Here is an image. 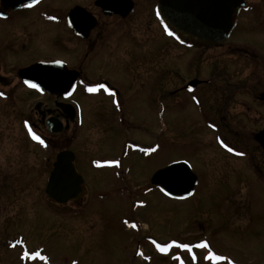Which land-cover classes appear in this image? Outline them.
<instances>
[{
    "label": "rangeland",
    "instance_id": "obj_1",
    "mask_svg": "<svg viewBox=\"0 0 264 264\" xmlns=\"http://www.w3.org/2000/svg\"><path fill=\"white\" fill-rule=\"evenodd\" d=\"M77 1L91 7L92 0ZM247 4L232 40L213 52L186 51L163 38L152 4L101 43L99 50L126 61L135 76L115 58L100 55L91 62V76L106 77L119 90L124 106L116 107L124 110V128L114 121L109 100L77 93L83 126L65 135L42 131V145L27 126L36 122L32 104L38 97L11 76L5 79L11 85L0 97V264H264V153L253 140L264 126L257 120L262 109L264 114L257 101L264 62L246 56L240 65L237 49L261 54L259 2ZM32 27L27 29L33 33ZM18 36L16 27L11 41ZM27 36L22 33L26 41ZM5 40L0 23V45ZM36 44L33 39L31 47ZM14 53L6 59L19 67L17 59L25 63L26 54ZM71 54L80 58L78 51ZM210 60L221 76L213 89L170 94L194 77L212 76ZM10 64L1 57L0 74L11 73ZM224 92L230 106L221 114L214 101L225 99ZM208 117L216 122L208 124ZM127 142L131 149L123 153ZM65 149L75 153L86 190L78 200L56 205L46 199L44 187L55 155ZM105 158L115 161L113 173L92 168ZM176 162L188 164L197 178L192 196L183 200L165 197L149 184L154 172ZM180 243L189 249L177 247ZM156 244L168 251L160 252ZM36 251L47 260L23 255ZM210 251L225 259H205Z\"/></svg>",
    "mask_w": 264,
    "mask_h": 264
},
{
    "label": "flooded vegetation",
    "instance_id": "obj_2",
    "mask_svg": "<svg viewBox=\"0 0 264 264\" xmlns=\"http://www.w3.org/2000/svg\"><path fill=\"white\" fill-rule=\"evenodd\" d=\"M127 2L128 5H131V11L127 13L124 17L116 13H108L112 12V7L118 1L115 0H104L100 3L99 0H92L91 7L94 9L91 10L89 6L86 4L74 0L72 3L71 0H37L35 4L32 3V0H0V23L4 24V35L6 36V40L0 45V58L2 57L4 64H10V62L6 59V56H13V51H15L16 55H24L26 58L25 63L22 64L21 59H17L21 64L19 67L16 64H10L8 69H11L12 72L8 75L0 74V97L7 96V92L4 87H9L11 85L12 79H15L17 84L20 86L22 90H25L27 93H32L38 97L36 102L32 104V106H40L37 110L33 109V114L35 115L36 122L31 123L27 122V126H29L32 134L34 133L36 136H40V133L46 132L48 135H65L69 133L71 130H74L76 127H82L83 125V118L81 116L82 111L80 110L81 104L77 97V93H80L84 98H92L93 96L103 98L105 100H109L111 106L114 108L115 112V122H122L124 123L123 116L121 113H124V110L117 108L116 106H124L120 99V93L116 86L112 85L106 77H92L93 74L91 62L99 57L100 55L105 56L107 59L116 61H121L125 67L126 61L118 59V57H114L111 54H108L104 51V48L99 50L98 48L101 47V43L107 37H111L113 33H115L118 29V26L123 25L124 21L128 20L131 16L135 14L137 10H149L151 4L152 13L155 17V20L159 23L160 34L163 38L172 42L175 47L181 48L186 51H196L203 53L206 52H213L215 49H221L225 46L229 41L232 40V36L235 33L236 29L238 28L239 24L237 23L236 19L241 15V13L248 7L247 0H245V6L240 10L237 14L235 19V25L230 33L228 40L224 43L218 45H199L196 42H188L178 40L173 38L170 35L165 27L162 25L157 11V3L158 0H129ZM259 6L256 7L258 12V23L256 30V35L260 38V43L257 44V50L260 51L259 54L253 55L252 51H248L244 48H239L237 50L240 51V55L238 56L242 66V60L246 58V56H250L257 60V62H264V0H258ZM102 4L106 7L111 9H106L102 7ZM29 5H31L29 7ZM108 10V11H107ZM110 23L105 22L106 19H114ZM101 19H103L101 21ZM26 22L28 25L23 26L24 29H19L21 24ZM28 26H33L35 29L32 32H29L27 29ZM37 26V27H36ZM17 27L18 37L16 38V43L11 41L13 29ZM32 27V28H33ZM13 28V29H12ZM25 32L28 35V41L24 40L22 37V33ZM50 32V35L48 34ZM21 35V36H20ZM42 35V36H41ZM49 35L48 41H44L43 38ZM33 39L38 40V44L34 47H31V42ZM171 43V44H172ZM98 49V51H97ZM37 50V51H36ZM236 50V51H237ZM78 51L80 53L79 59H72V54ZM97 51V52H96ZM235 51V48H234ZM2 52L4 54H2ZM38 54L43 52V55H38L33 57L34 59L30 60L29 56L31 57L34 53ZM53 52V54H51ZM32 54V55H30ZM24 56H21L22 58ZM214 57V56H213ZM212 57V59H213ZM10 58V57H9ZM115 61V60H114ZM59 62V63H57ZM198 62V60H196ZM38 63H55L54 69L56 72L53 74H49V77H55L59 79H63L66 84L71 83V79H75V88H73L71 95H65V90H54L51 92L52 94H46L44 91L38 88H32L29 84H26L24 81L21 80L19 77V72L23 69L29 68L34 66ZM210 67L211 70L209 72V78L197 79L193 78L190 81H187L184 85L180 88L174 90L171 95L178 94V93H185V94H192L194 92L199 91V88H205L211 86L213 89L215 87L216 81L221 78L219 75H215V60H210ZM242 68V67H241ZM88 70V72H86ZM129 71V69L127 68ZM132 77L135 79L134 73L129 71ZM242 72V71H241ZM264 71L261 70L260 76L262 77ZM11 76V81L4 84L5 79ZM29 77H33V75H29ZM35 77V76H34ZM46 77V76H44ZM89 79H96L95 82H89ZM13 82V81H12ZM31 82V81H29ZM195 82V87H190V84ZM98 84H103L106 86L107 89L110 91H106L105 89H99L96 92H88L86 89L89 86H96ZM165 85V83H163ZM229 87V86H228ZM239 88L241 91V103L242 106V74H241V81L239 84ZM111 93V94H110ZM224 98H215L216 106L218 107V113H221L226 109V106H230V101L226 98L225 92L223 93ZM76 96V97H75ZM7 99V97L5 98ZM257 101L259 102L260 108H264V83L262 81L259 83V93L257 95ZM103 106L105 104H102ZM211 106H215L210 104ZM57 106H70L73 110L62 111ZM223 106V108H222ZM116 107V108H115ZM117 110V111H116ZM213 112L214 110H211ZM44 114V116L40 115ZM111 114H113L111 112ZM213 114V113H212ZM209 116V115H208ZM210 117V116H209ZM208 117V124H214L216 122L214 119ZM120 118V119H119ZM58 121L61 124V131L59 133H50L48 130V121ZM223 121L226 120L225 117L222 119ZM257 120L264 123V114L263 109L259 112ZM54 123V122H52ZM121 125V124H120ZM120 127H125V123L122 124ZM264 131V126H262L258 132ZM42 132V133H43ZM257 132V133H258ZM41 133V135H42ZM42 137V136H41ZM40 137V138H41ZM38 142V140H35ZM129 142L125 143L123 147L124 150L127 152L130 150ZM66 150V149H65ZM64 151V150H62ZM69 151V150H68ZM61 152V151H59ZM58 152V153H59ZM72 152V151H71ZM264 153V151H262ZM57 153V154H58ZM73 153V152H72ZM56 154V155H57ZM55 155V157H56ZM74 155V167L75 170L78 172L77 169V157L75 153ZM55 157L51 163L52 164L55 160ZM112 159L105 158L96 160L92 168L98 167L99 169L106 168L110 170L111 173L114 166L111 165ZM119 162V161H117ZM115 164V163H114ZM116 165V164H115ZM121 162L119 165L116 166L117 170H121L122 167ZM50 169V171H51ZM106 170V171H107ZM49 171V172H50ZM109 171V172H110ZM79 173V172H78ZM80 174V173H79ZM49 175V173H48ZM81 175V174H80ZM115 175V174H114ZM82 176V175H81ZM83 178V176H82ZM84 180V178H83ZM86 185L84 182L83 190L85 192Z\"/></svg>",
    "mask_w": 264,
    "mask_h": 264
},
{
    "label": "water",
    "instance_id": "obj_3",
    "mask_svg": "<svg viewBox=\"0 0 264 264\" xmlns=\"http://www.w3.org/2000/svg\"><path fill=\"white\" fill-rule=\"evenodd\" d=\"M104 0H99L98 3ZM111 1V0H109ZM112 12L124 17L131 11L129 0H116ZM102 4L104 10L111 9ZM245 6V0H158L156 11L166 30L182 41H192L199 45H218L228 40L235 25L236 15ZM108 11V10H107ZM55 63H38L19 72L22 81H31L39 85L40 90L52 94L54 90H65V95L72 92L75 79L66 84L63 79L47 75L56 72ZM33 75V77H29ZM35 76V77H34ZM46 76V77H44ZM195 82L190 87H195ZM62 111L73 110L70 106H57ZM40 106H35L37 110ZM40 115L44 116V114ZM54 122V123H52ZM50 133H59L61 124L48 121ZM254 141L264 151V131L253 136ZM74 155L71 151L59 152L52 164L45 187L47 200L56 205H65L78 200L83 194L84 180L75 170ZM150 184L163 189L162 193L170 199L183 200L192 196L197 185V178L185 162L172 163L153 173Z\"/></svg>",
    "mask_w": 264,
    "mask_h": 264
},
{
    "label": "snow or ice",
    "instance_id": "obj_4",
    "mask_svg": "<svg viewBox=\"0 0 264 264\" xmlns=\"http://www.w3.org/2000/svg\"><path fill=\"white\" fill-rule=\"evenodd\" d=\"M37 2V0H32V3L35 4ZM31 5H29L30 7ZM171 35V33H169ZM59 63V62H57ZM26 84H29L30 87L32 88H39V85L35 84V83H31L29 81H25ZM73 88H75V85L72 86ZM99 89H105L106 91H110L109 89L106 88L105 85L103 84H98L96 86H89L87 87V91L88 92H96L98 91ZM68 95H71V93H67ZM111 94V93H110ZM33 135V139L35 140H38L40 144L44 145V141L42 139H40V137L36 136L34 133L32 134ZM226 146V145H225ZM227 147V146H226ZM145 151H153V149H145ZM228 151L229 152H232L233 149L231 148H228ZM240 155H243V153H240ZM109 163H115V161H111ZM163 191V189H161ZM132 227H136L135 224L132 225ZM153 243H156L155 241H153ZM173 244H176L175 241H173ZM156 247L157 249L160 251V252H167L168 251V246H160L159 244H156ZM177 247L179 248H184V249H189V245L188 244H183V243H180V244H177ZM199 247H204V248H207L208 245L207 244H202V245H199ZM25 257H28L29 259H32V260H36V259H39V260H47V257L41 255V253L39 251H36V252H32L31 254H29L28 252H25L23 254ZM178 259V257H177ZM196 257L194 256L193 257V260L195 261ZM205 259L207 260H216V261H220V260H223L225 259L223 256H220V255H216L214 254L213 252H209L208 255L205 257Z\"/></svg>",
    "mask_w": 264,
    "mask_h": 264
},
{
    "label": "trees",
    "instance_id": "obj_5",
    "mask_svg": "<svg viewBox=\"0 0 264 264\" xmlns=\"http://www.w3.org/2000/svg\"><path fill=\"white\" fill-rule=\"evenodd\" d=\"M45 143H44V145L46 144V141H45V139H42ZM46 146V145H45Z\"/></svg>",
    "mask_w": 264,
    "mask_h": 264
}]
</instances>
